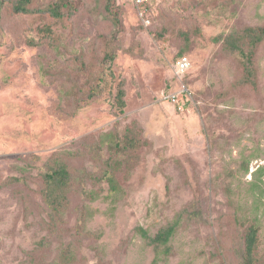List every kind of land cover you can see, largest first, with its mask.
Segmentation results:
<instances>
[{
    "label": "rangeland",
    "instance_id": "374dc122",
    "mask_svg": "<svg viewBox=\"0 0 264 264\" xmlns=\"http://www.w3.org/2000/svg\"><path fill=\"white\" fill-rule=\"evenodd\" d=\"M18 1L0 0V264H241L252 224L264 264V43L254 86L214 40L264 26V0H150V26L117 0L114 40L104 0H69L61 18L56 0ZM183 86L179 112L165 97ZM58 160L73 181L54 215L43 173ZM176 220L169 254L137 231Z\"/></svg>",
    "mask_w": 264,
    "mask_h": 264
},
{
    "label": "trees",
    "instance_id": "16d2710c",
    "mask_svg": "<svg viewBox=\"0 0 264 264\" xmlns=\"http://www.w3.org/2000/svg\"><path fill=\"white\" fill-rule=\"evenodd\" d=\"M33 0H19L15 6L17 12H30L28 4ZM105 11L109 21L116 28L111 40L118 38V31L121 30V5L117 0H104ZM69 0H56L55 4L50 8L52 14L61 18L64 16L63 8L68 5ZM135 7V5H134ZM47 33H51L50 28H44ZM216 42H222L223 47L229 53L235 55L245 70V76L240 82L251 83L256 86V82L253 77L256 74L254 69V57L257 48L264 43V26H248L239 31H234L229 34H220L214 38ZM111 47L106 51L104 59L105 61H113L116 56V47ZM183 52H181L182 54ZM183 56V55H181ZM104 74L102 75V77ZM256 84V85H255ZM101 93L100 83L93 85V87L87 91L84 95L86 99L90 100ZM125 90L124 81L119 83V89L116 94V104L120 107H125ZM169 102V101H168ZM80 106V105H79ZM128 141H132L129 135L126 136ZM120 146V142L116 143ZM73 181V175L67 164L56 161L54 166H51L47 171L43 173V197L51 208L54 215L62 214L69 208L70 203V188ZM179 226V221H175L162 228L155 236H151L147 229L144 227H138L137 231L145 239L148 245L154 246L155 249L160 248L165 251L166 254L171 253V247L169 245L172 237L175 235ZM259 240V229L256 225L249 226L245 237V253L243 262L241 264H255L256 262V249Z\"/></svg>",
    "mask_w": 264,
    "mask_h": 264
},
{
    "label": "built area",
    "instance_id": "2783aa9c",
    "mask_svg": "<svg viewBox=\"0 0 264 264\" xmlns=\"http://www.w3.org/2000/svg\"><path fill=\"white\" fill-rule=\"evenodd\" d=\"M137 16L140 21L145 26H150L152 24V7L150 0H132ZM192 62L189 56H181L175 66V74L179 77L185 75L186 72L191 68ZM169 103H171L176 110L179 112H184L187 109L188 104L192 101V93L188 90L187 87L183 86L175 91L168 93L165 97Z\"/></svg>",
    "mask_w": 264,
    "mask_h": 264
}]
</instances>
